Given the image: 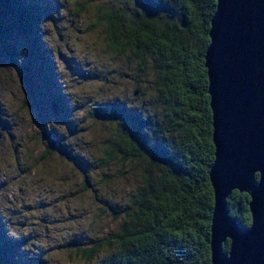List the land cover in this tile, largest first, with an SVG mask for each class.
Returning a JSON list of instances; mask_svg holds the SVG:
<instances>
[{
    "label": "trees",
    "instance_id": "trees-1",
    "mask_svg": "<svg viewBox=\"0 0 264 264\" xmlns=\"http://www.w3.org/2000/svg\"><path fill=\"white\" fill-rule=\"evenodd\" d=\"M118 1L117 7L95 5L94 27L103 26L108 52L127 56L139 74L152 76L150 86L141 91V96H149L137 111L118 104L97 105L88 116L120 124L113 139L105 141L97 169L116 165L119 172L122 166L138 178L125 204L104 201L119 220L117 229L76 251L84 264H213L215 191L210 170L216 148L206 51L218 0ZM85 7L78 3L79 16ZM45 10H50L45 0H0V41L6 43L12 22L20 23L42 60L36 67L43 87L31 86L33 95L37 101L50 95L62 112L68 105L55 88L50 89L51 59L40 47L39 14ZM7 49L12 56L18 51L14 46ZM250 201V194L239 190L227 200L230 214L245 228L252 224ZM6 222L0 219V264L44 263L36 254L26 255L25 262L15 256V250L28 251L30 236H8ZM230 243L224 244L226 251ZM102 250L105 257L95 261Z\"/></svg>",
    "mask_w": 264,
    "mask_h": 264
},
{
    "label": "rangeland",
    "instance_id": "rangeland-1",
    "mask_svg": "<svg viewBox=\"0 0 264 264\" xmlns=\"http://www.w3.org/2000/svg\"><path fill=\"white\" fill-rule=\"evenodd\" d=\"M45 2L50 10L39 14L40 47L51 59L50 89L68 109L61 112L50 95L35 99L31 86H42L36 67L42 60L20 23L12 22L6 43L0 41V219L7 221L8 236H30L27 252L14 251L22 262L36 254L42 264H84L77 248L103 241L119 224L104 201L125 204L138 178L122 166L119 172L116 165L97 169L105 141L120 124L89 118V111L117 104L139 110L152 76L139 74L127 56L108 52L103 26L94 27L96 6L117 7L118 0ZM78 3L86 5L81 16ZM8 46L18 51L12 56Z\"/></svg>",
    "mask_w": 264,
    "mask_h": 264
},
{
    "label": "water",
    "instance_id": "water-1",
    "mask_svg": "<svg viewBox=\"0 0 264 264\" xmlns=\"http://www.w3.org/2000/svg\"><path fill=\"white\" fill-rule=\"evenodd\" d=\"M209 34L206 66L216 148L210 170L212 262L264 264V0H218ZM234 190L251 196L248 228L230 214L227 200Z\"/></svg>",
    "mask_w": 264,
    "mask_h": 264
},
{
    "label": "bare ground",
    "instance_id": "bare-ground-1",
    "mask_svg": "<svg viewBox=\"0 0 264 264\" xmlns=\"http://www.w3.org/2000/svg\"><path fill=\"white\" fill-rule=\"evenodd\" d=\"M201 117V116H200ZM3 140V139H2ZM214 191V190H213ZM55 201V200H54ZM18 203V202H17ZM25 210V209H24ZM13 214V213H12ZM8 215H10V214H8ZM41 215V214H40ZM58 215V214H57ZM61 220V219H60ZM53 221V220H52ZM55 222V221H54ZM10 226V225H9ZM8 226V227H9ZM69 232V231H68ZM34 234V233H33ZM79 234V233H78ZM88 242V241H87ZM46 243V242H45ZM89 243V242H88ZM44 246V245H43ZM70 251V250H69Z\"/></svg>",
    "mask_w": 264,
    "mask_h": 264
}]
</instances>
